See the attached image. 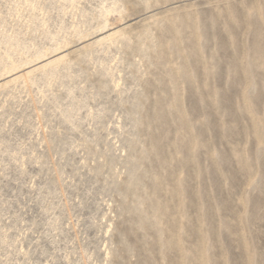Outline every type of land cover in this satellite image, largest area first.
I'll use <instances>...</instances> for the list:
<instances>
[{
	"label": "rangeland",
	"instance_id": "374dc122",
	"mask_svg": "<svg viewBox=\"0 0 264 264\" xmlns=\"http://www.w3.org/2000/svg\"><path fill=\"white\" fill-rule=\"evenodd\" d=\"M0 264H264V0H0Z\"/></svg>",
	"mask_w": 264,
	"mask_h": 264
}]
</instances>
